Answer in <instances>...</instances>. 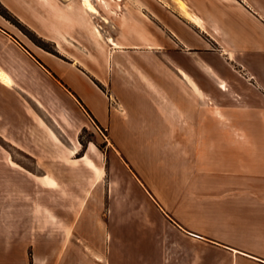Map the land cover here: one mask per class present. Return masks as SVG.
<instances>
[{"label":"rangeland","instance_id":"374dc122","mask_svg":"<svg viewBox=\"0 0 264 264\" xmlns=\"http://www.w3.org/2000/svg\"><path fill=\"white\" fill-rule=\"evenodd\" d=\"M1 29L63 66L79 108L52 115ZM1 52L49 96L0 85V264L234 261L217 242L264 216V0H0Z\"/></svg>","mask_w":264,"mask_h":264},{"label":"crops","instance_id":"0c3cea01","mask_svg":"<svg viewBox=\"0 0 264 264\" xmlns=\"http://www.w3.org/2000/svg\"><path fill=\"white\" fill-rule=\"evenodd\" d=\"M242 28V27H241ZM240 28V29H241ZM1 31H3L1 29ZM4 32V31H3ZM8 37H5L6 45L8 48L13 49L16 51L18 54H20L26 63L31 66L36 73L40 75V77L48 81L51 84V91H52V99L54 100L53 102V110H52V115L54 117H58V112L61 110V107H63L62 104H60V98L62 96H66V98L69 100V102L76 108H79V101L73 95L72 92L67 90V93L63 92L62 87L58 85L60 83L57 78H62L61 71L64 70L63 66L60 65L55 59L47 56L44 53H40L34 50H28L26 48H23L20 46V44L16 43L15 39H11V36L4 32ZM44 63L48 68L51 70H45L43 65L40 63ZM75 63V62H74ZM0 70L3 71L6 76L8 77V81H2L0 79V85L2 86L3 89L9 91V87L11 83L13 82L15 86L21 90L23 93H31L37 97H35L36 101L39 102L40 106H45L43 102H45L47 99L48 92L45 91V89L41 88V86L34 87L32 89L27 88L24 86L22 82H20V79L26 78L28 79V75L26 76V73H23V66H21L19 63H16V61L11 60L10 58H7L2 52L0 54ZM81 74L83 72L79 70ZM78 76H80L83 80V83L87 85V87H90L91 90H93L95 93L99 94L100 96L103 97L104 100L109 99L110 96L108 94L106 95L104 92H102L91 80L89 77L81 75L80 73H76ZM27 82V81H26ZM29 83V82H28ZM30 89V90H29ZM18 93H20L18 91ZM51 95V93H49ZM59 101H57V98ZM1 99V98H0ZM110 101V99H109ZM46 103V102H45ZM82 107V106H81ZM109 107V106H108ZM108 107H105V109L100 113V115H96L95 113L93 114L96 116V119L98 121H101L103 124H105V121H111L114 116L116 117L117 113H114L111 109L109 110ZM14 109L11 108H2L3 112V119H6V121H31L27 120L24 118L22 115L21 111H13ZM116 110V109H114ZM119 121H127L126 119H120ZM150 121H159L158 118H154ZM168 121V119L166 120ZM225 140V139H224ZM237 166V165H236ZM245 193L254 195V191L252 190H247ZM257 200H262L261 198H258ZM247 212H251L250 215L254 216V213L252 211H255L256 209H260L258 205H253L252 203L246 204ZM248 216V215H247ZM255 217V216H254ZM258 218V217H256ZM173 222L182 230L187 232L188 234L203 239L205 238L203 234L197 233V232H192L185 226L181 225L177 220H173ZM246 229H243L244 231L242 233H232V236H230V240L227 242H217V244H220L222 247L226 248L229 250L233 256V262L231 264H264V216L262 218L257 219V224H255V220H248L246 221ZM247 230V232H245ZM256 232H252V231ZM95 258L99 262H104V259L102 256L98 255L97 253L93 254ZM94 264H99V263H94ZM106 264H123L122 262H113V263H106ZM134 264H142V263H134Z\"/></svg>","mask_w":264,"mask_h":264},{"label":"bare ground","instance_id":"6f19581e","mask_svg":"<svg viewBox=\"0 0 264 264\" xmlns=\"http://www.w3.org/2000/svg\"><path fill=\"white\" fill-rule=\"evenodd\" d=\"M189 16V19L191 20V21H193L194 23H196V24H199L200 25V21L198 22V20H197V18L196 17H192V16H190V15H188ZM0 79L2 80V81H5V82H7L8 81V77L6 76V74L3 72V71H1L0 70Z\"/></svg>","mask_w":264,"mask_h":264}]
</instances>
